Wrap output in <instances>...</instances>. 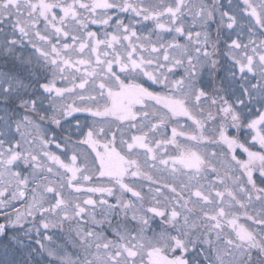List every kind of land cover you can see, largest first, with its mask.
Listing matches in <instances>:
<instances>
[{
    "label": "snow or ice",
    "instance_id": "6c2138e0",
    "mask_svg": "<svg viewBox=\"0 0 264 264\" xmlns=\"http://www.w3.org/2000/svg\"><path fill=\"white\" fill-rule=\"evenodd\" d=\"M0 264H264V0H0Z\"/></svg>",
    "mask_w": 264,
    "mask_h": 264
},
{
    "label": "flooded vegetation",
    "instance_id": "af4514ba",
    "mask_svg": "<svg viewBox=\"0 0 264 264\" xmlns=\"http://www.w3.org/2000/svg\"><path fill=\"white\" fill-rule=\"evenodd\" d=\"M93 27H95V26H93ZM246 134H247V130H245V133L243 134V136H246ZM243 136H242V138H243ZM257 149H258V146H257ZM257 149H254V150H257ZM240 156L242 158H245L246 159V156L243 153H240Z\"/></svg>",
    "mask_w": 264,
    "mask_h": 264
}]
</instances>
